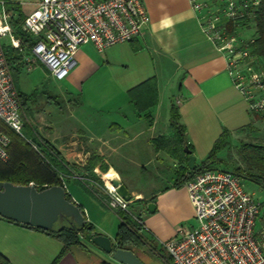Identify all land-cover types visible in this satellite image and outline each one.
I'll return each instance as SVG.
<instances>
[{
	"label": "crops",
	"instance_id": "crops-1",
	"mask_svg": "<svg viewBox=\"0 0 264 264\" xmlns=\"http://www.w3.org/2000/svg\"><path fill=\"white\" fill-rule=\"evenodd\" d=\"M14 1L21 8L29 7L30 12L38 2ZM142 2L151 22L140 39L110 47L104 53L92 44L82 46L76 56L78 67L70 76L63 82L51 79L67 95L69 114L65 121L73 120L78 128L63 124L62 120L55 122V114L49 113L51 116L44 119L49 129L39 136L69 166L84 165L91 155H98L122 179L131 177L125 171L141 175L149 173L151 166L156 175L151 183L145 182L147 194L123 183L147 235L164 242L179 227L195 225L190 198L185 186H178L176 176L186 164L153 144L162 137L170 142L175 139L170 123L172 105L179 109L192 154L202 161L224 131L233 135L254 120L247 98L231 79L226 55L204 33L190 0ZM19 63L24 73V63ZM42 68L48 75L39 64L32 72ZM22 76L20 71L18 80ZM152 79L157 83L156 99L148 100L151 106L140 112L129 92ZM178 99L182 100L180 104ZM36 103L35 98L26 100V105ZM97 169L99 166L94 171ZM78 181H65L71 199L80 206L97 235L115 242L118 215L99 196L91 194L88 184ZM259 191L262 192L258 187ZM150 202L156 204L154 213L147 211ZM63 247L62 242L49 235L0 220V253L12 264H53ZM105 259L101 252L75 246L57 264H105Z\"/></svg>",
	"mask_w": 264,
	"mask_h": 264
},
{
	"label": "built area",
	"instance_id": "built-area-1",
	"mask_svg": "<svg viewBox=\"0 0 264 264\" xmlns=\"http://www.w3.org/2000/svg\"><path fill=\"white\" fill-rule=\"evenodd\" d=\"M211 1L226 3L230 8L225 26L233 19H245L248 11L257 8L261 1L190 0L204 33L226 55L231 79L247 98L250 112L262 115L264 98L259 101L255 98L256 90L264 91V69L257 66L260 58L251 53V48H241L234 35L228 36L225 26V33L219 35L214 20L207 26L203 24L200 13L204 8L216 6ZM15 4L18 3L14 0H0V121L21 135L24 107L3 39L8 38L10 48L22 56L27 73L42 63L51 79L62 82L78 67L76 56L80 47L92 44L99 53H104L118 44H130L143 36L151 22L142 0H38L22 26V31L36 40L26 52L13 29ZM181 102L177 100V104ZM10 143L9 136L0 133L3 162L8 159ZM34 148L38 150L35 145ZM191 171L184 186L195 225L181 226L171 239L158 242L168 253L170 264H264V231H256L263 208L256 195L247 191L244 177L227 170L204 169L197 174ZM59 177L67 190L64 175L59 173ZM106 189L107 201L98 196L110 211H127L131 202L123 200L116 188L109 189L106 185Z\"/></svg>",
	"mask_w": 264,
	"mask_h": 264
},
{
	"label": "trees",
	"instance_id": "trees-1",
	"mask_svg": "<svg viewBox=\"0 0 264 264\" xmlns=\"http://www.w3.org/2000/svg\"><path fill=\"white\" fill-rule=\"evenodd\" d=\"M260 1V5L257 8H251L245 18L253 20L257 29L256 38L253 40V42H251V45H249V47L252 49L251 53H253V55L258 58H262L264 62V0ZM14 9L19 13V18L13 23V25L16 27V35L21 38L24 46L30 49V47L35 44L36 40L22 31L23 22L25 19L23 18L21 5L19 3L15 4ZM243 21L244 20L240 19H233L230 21L225 26L228 36H233L238 29L237 27ZM5 51L7 52L9 63H11L12 60H15V62L22 60V56L17 50L6 48ZM11 67L13 70L12 63ZM13 76L15 81L18 80L17 71L13 72ZM16 88L19 91V96L21 102L23 103V107H25L26 100L29 98H34L35 94H30L29 96L23 94L18 88L17 81ZM156 93L157 83L155 79H152L146 81L143 85L132 89V91L129 92V97L131 98V101L134 103L137 110L140 112H145V109L151 106L149 105L151 103H148V100H152V98L156 99ZM251 114L253 115V113ZM255 116L257 118H263L264 114H255ZM147 119L150 122L151 118L147 117ZM170 121L172 132L175 134V139L173 142H170L162 137L160 139L154 140L153 144L158 150L163 149L169 152L173 157L186 164V167L178 169L176 172L178 175L177 179L179 180L178 186H183L184 175L189 170V155L185 154V148L188 147L192 153L193 149L187 143L186 129L180 121L179 109L175 104L172 105ZM23 128V134H17L5 123L0 121V133H6L11 141L7 148L8 159L5 162L0 160V182H11L17 186H28L31 183H34L35 186L40 190L52 186L63 185V182L59 177V173L68 172L69 165L64 162L58 152H55V150L45 140L40 138L38 131L34 127L28 125V123H24ZM228 141L229 133L224 131V133L213 144L214 146L212 151L206 158V163H213V161L217 160V155L221 151L225 150V148L228 146ZM34 145L38 147V150L34 148ZM241 157L245 165L248 167V170L254 172V176L259 179V181L257 180L254 183H256V185L261 190H263L264 146L258 144L242 143ZM88 161L89 170H95L97 166H99L103 173H106L109 170L108 165H106L102 161V158L98 155H91ZM204 169L206 168L202 166L200 169L197 168L191 172L197 174ZM91 194L96 197L95 193L91 192ZM67 200L69 202L73 201L69 193H67ZM82 214L85 216L83 211ZM116 214L120 220V224L118 226L119 229L115 236L117 248L130 250L134 252L138 258H140L141 256L139 251H147V249H149L147 245H149L150 248L153 247L152 241L149 242V240L145 238L146 236H144L141 232L143 228V226H140L141 220L139 219V225L132 217L125 213ZM0 220L10 222L20 227L23 226L34 231H39L46 234L47 236H51L59 242H62L64 245L63 250L53 264H57L62 259V257L75 246L81 247L86 251L96 249L92 244V239L97 236L96 229L87 221V218L83 227H78L72 220L66 219L64 221L58 222L61 224L60 227H54L53 230L48 232L35 227L32 228L23 224H18L10 219H4L1 216ZM151 239L159 244L154 238L151 237ZM106 263L111 264L110 261L105 259V264ZM0 264L12 263L0 253Z\"/></svg>",
	"mask_w": 264,
	"mask_h": 264
},
{
	"label": "rangeland",
	"instance_id": "rangeland-1",
	"mask_svg": "<svg viewBox=\"0 0 264 264\" xmlns=\"http://www.w3.org/2000/svg\"><path fill=\"white\" fill-rule=\"evenodd\" d=\"M35 1L37 0H24L23 2L31 3ZM244 1H247V0H244ZM209 3L212 5L215 4L216 6L210 10L204 8L201 11L200 17L202 18L203 24L207 26L209 21L214 20V24L216 26L215 29H217L218 34L220 35V33H225L224 26H225V23L229 20L228 14L231 13L230 8L225 6L226 3H221V2L212 3V1ZM21 11H22L24 19L26 18V15L30 12L29 7L21 8ZM238 12L241 14H244L243 10H239ZM18 18H19V13L17 12L13 20V23ZM240 20H244V21L239 24V26L237 27L238 29L236 30L234 36L236 40L239 42V46H241V48L248 47L250 49L249 45H251V42H253V40L256 38L257 29L255 27L253 20L246 19V18L240 19ZM13 29L16 35V27L14 26ZM3 42L4 44H6V48H10L8 38L3 39ZM220 44H223V43H220ZM219 47H221V45ZM25 49L27 50L26 52H29L28 48L25 47ZM11 63L13 66L12 75H13V72L15 71H17L18 78H19L20 71L23 75L19 80H16L18 87L20 89H23L25 93L27 94H29L30 92L31 94H35L34 98L37 101L35 105H30V104L25 105L24 111H22L21 113L24 123H28V125H31L38 131V134L43 135L47 133L48 131L47 129H49V127H46L44 125L45 124L44 119L51 116L49 114L51 113V114H55L53 115V117L55 116L54 118L55 122L58 121L59 123V121L62 120L63 124H67L71 126L72 128H76V129L78 128V125H76L75 122H73V120L65 121V118L69 114L68 113L69 103H67L68 102V100L66 99L67 95L64 94L65 90L57 87L55 84L53 85L50 76L48 77V75L45 74L43 68L41 71H35L32 73L30 72L25 73L26 72L25 71L23 73L22 72L23 69H21V67L19 68V65H20L19 62H15V60H12ZM39 65L40 67L44 66L42 63H40ZM257 66H259V70L264 69L262 58L258 59ZM33 77H35L36 80L32 81ZM26 80L27 81L31 80L32 82L30 81L28 84L27 82H25ZM37 81L41 85L37 83ZM27 84L29 85L28 89L26 88ZM255 93H256V96H255L256 101H259L262 98H264V91L257 92L256 90ZM255 114L256 113H253L252 118L254 121L252 120L253 122L250 124L249 127H247L246 129H242V130H237V132L233 133V135H229L228 146L225 148V150L221 151L217 155V158H218L217 160L213 161V163H206L207 162L206 160L202 161L200 158H197L198 160L196 163L199 169L203 166L206 169H210V170H213V169L222 170V171L227 170V171H231L237 174L239 173L242 174V176L244 177L245 183H246L247 191L251 194L253 192L256 193V198L260 201L262 208H263V213L261 214V217L259 220L260 221L259 226L258 228H256V231L258 232V231H262V228L264 229V182L262 185L263 186L262 192L260 191L258 192V186L254 182L257 180L259 181V179L254 176V172H251L250 170H248V167L245 165L241 157L242 143L258 144V145L264 146V117L257 118ZM30 115L32 116L30 117ZM123 149L125 150V148ZM211 151L212 149H210V151L206 153L207 157ZM207 157H205V159ZM88 166H89V162H87L84 165L83 164L74 165V166L71 165L69 166L68 172H65V173L61 172V174L64 175L63 178L65 179V181L66 180L68 181L79 180L78 182L85 183L86 185L88 184V187H90L93 193H95L97 196L99 195L104 201H107L109 199V194H108L109 191L108 189H106V185L108 186V183H109V181L107 180V177L114 171L109 168L108 172L103 173L100 168L99 170L97 169L96 171H94V170H89ZM148 167H149V173L143 172L141 173V175L140 173L137 175H133L134 173H136L135 171L130 172L131 174L125 171L126 174L128 173L129 175H131V177H125L123 179L118 174L117 175L119 176L118 178L122 182L125 181L128 185L135 187V188L139 187V190L141 191V193L147 194L146 191L148 189L147 188L148 185L145 184V182L151 183L154 179V175H156L154 174L152 167L151 166H148ZM188 171L184 175V184L188 180L189 175H191V174H188ZM176 176L178 178V175ZM131 203L127 211L120 212V213L127 214L128 216L132 217L136 221L137 224H139L140 217L136 213V209L134 207L135 205ZM60 225L61 224L58 223L55 227L58 228L60 227ZM141 232L144 236H146L145 238L148 239L149 242L152 241L153 243L152 248H150V246L147 245L149 248L147 249V251L146 250L139 251L142 259L147 264H170L169 255L166 251L163 250L162 246L157 244L153 239L149 237V235H147V233L144 230V227L142 228Z\"/></svg>",
	"mask_w": 264,
	"mask_h": 264
},
{
	"label": "water",
	"instance_id": "water-1",
	"mask_svg": "<svg viewBox=\"0 0 264 264\" xmlns=\"http://www.w3.org/2000/svg\"><path fill=\"white\" fill-rule=\"evenodd\" d=\"M185 153L189 155V169L196 170L197 159L192 151L186 147ZM111 184L123 200L131 202L129 189L119 178L112 179ZM67 193L63 185L40 190L35 185L17 186L11 182H0V216L47 232L53 230L58 222L66 219L72 220L78 227H83L86 217L77 203L67 200ZM155 210L156 204L150 202L147 205L148 213H154ZM92 244L96 248L93 250L104 254L111 263L145 264L134 252L117 248L116 241L103 235L95 236Z\"/></svg>",
	"mask_w": 264,
	"mask_h": 264
},
{
	"label": "bare ground",
	"instance_id": "bare-ground-1",
	"mask_svg": "<svg viewBox=\"0 0 264 264\" xmlns=\"http://www.w3.org/2000/svg\"><path fill=\"white\" fill-rule=\"evenodd\" d=\"M119 176L116 174V173H114V172H112L110 175H108V177H107V180L109 181V183H108V188L110 189H113V186H112V184H111V180L112 179H117Z\"/></svg>",
	"mask_w": 264,
	"mask_h": 264
}]
</instances>
